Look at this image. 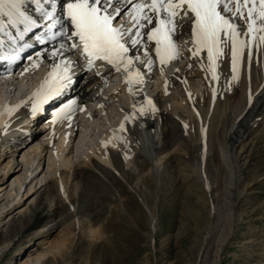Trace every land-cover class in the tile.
Wrapping results in <instances>:
<instances>
[{"label": "bare ground", "instance_id": "bare-ground-1", "mask_svg": "<svg viewBox=\"0 0 264 264\" xmlns=\"http://www.w3.org/2000/svg\"><path fill=\"white\" fill-rule=\"evenodd\" d=\"M47 1L48 6L50 0ZM64 4H66V0H59L56 15L61 18V26L66 27L70 32V24L63 15ZM22 10L34 16L39 14L35 4L30 0H25ZM117 19L121 21L120 17ZM4 20L7 23L6 18ZM125 25L132 27L131 23ZM147 30V28L144 30L145 33ZM178 33H182V37L179 39L180 58L163 66V72H161L162 66L155 57L154 44L148 45L153 58V67L150 72L144 63L147 57L144 56L143 47L130 48L131 52L139 57L137 59L139 63L143 64L147 76L146 85L152 83L151 86H154V89L144 96L142 89H137L135 97L129 96L125 92L124 85L115 78L114 71L110 68L102 70V66H98L92 71L84 72L86 61L77 49L64 50L55 58L50 55L53 49H59L61 43L65 44L66 49L72 43H77L76 38L69 40L63 37L60 41L42 45L35 55H30V61L25 69H21L13 75L7 71L3 76H0V93L2 84L10 80L18 82L17 93H20L13 101H9L1 96L2 93L0 94V124L10 118L19 101L30 95L32 87L36 85L42 74L51 71L53 66L61 61H70L68 65L71 69L70 72L76 73L72 79L71 88L67 93L59 97L55 96L56 98L54 97V100L48 103V105L51 104L48 108L50 109L49 121L43 123L49 130V136L45 141L37 140L31 145L27 160L33 163L36 158L52 148L55 157L52 156L51 165L62 167L64 170L56 172L53 180L45 184V187L43 186L42 192L35 191L30 195L36 194V197L39 196V198L43 195L50 196L52 194L51 187L55 185L60 186V192L68 200L67 178H70L71 174L77 176L81 169H86L89 166L105 172L113 185H118L119 182L110 169H114L124 177V165L128 168L132 167V169L135 167L138 177L144 173V169L147 170V167L152 174L159 175L162 165H164L161 156L165 152L168 154L171 146L178 142L174 138L175 122L181 123L186 134V136L184 135L186 143L183 146H187L191 139L194 143L191 145V148L194 147L195 153L193 166L191 165L195 171L194 177L197 174L207 195H201L202 197L199 199L202 204L201 210H205L202 211L203 213L198 212L195 218L197 229L200 230L205 224L208 229L205 243L204 241L200 243L201 247L198 252H201V248H205L209 240H212V251L207 252L202 264H220V256L239 227L238 207L250 185L244 183L239 164L246 146L243 138L250 134L255 125L262 124L264 121V45H261L259 49L255 46L252 47L250 60L248 59V48H245L241 59V70L238 68L240 71L239 80H233L230 46L225 48L224 55L217 61L216 72L219 80L216 81L212 79L211 72L208 70L206 53H201L200 57H192L184 47V41L189 38L187 22H184L182 29H178ZM188 47L191 45L189 44ZM35 64H38V67L34 66ZM36 70L40 71V76L37 81L30 82L28 75L37 76L34 74ZM79 77L82 78L79 79ZM81 80L83 81L81 82ZM122 93L127 98L126 105L117 103L122 102L120 98ZM149 100L152 101L151 105L148 104ZM27 103L13 116L10 125L0 126V171H3V175L8 169L15 167V155L16 152H20L24 148L22 144L34 138L33 133L27 130L33 128L31 123L34 118L35 121L37 120V115L41 111L38 110L35 114L29 110L28 105L32 103L31 99ZM8 105L10 107L3 112V107ZM112 107H119L120 118L115 124L111 122L105 124L106 128L100 132L99 136L92 137L88 126L86 128L83 125L82 130L76 126L78 122L82 121L83 123L87 120L93 128L97 125L96 123L101 125L102 122H99V119L106 113H111ZM8 109L13 111L9 113ZM140 109H143V112ZM99 115L102 116L98 118ZM112 122L114 123V121ZM121 125L124 126L123 130H121ZM15 126L16 130L22 129L25 134L18 137L7 134ZM72 127L74 134H71L70 137L69 129ZM195 129L198 136L195 135ZM79 133L84 135L81 142L86 144V149H83L82 160L76 166L72 156L73 146L70 143L74 142ZM213 139L218 147L217 160L213 158L212 154L215 151ZM185 151L186 149L184 154ZM11 153L14 156H11ZM211 165H218V167L211 169ZM67 169L69 171H66ZM261 175L264 173L255 172L254 179ZM214 189H216V193L212 195ZM9 196L12 197L11 200L6 199L5 203L0 204V213L5 212V218H11L12 213L7 210L12 204L15 209L20 204L17 191ZM36 197L33 201L37 200ZM55 216L53 215V217ZM56 225L58 226L59 223L54 226L56 227ZM10 229L11 224L4 230L5 235L10 232Z\"/></svg>", "mask_w": 264, "mask_h": 264}, {"label": "rangeland", "instance_id": "rangeland-1", "mask_svg": "<svg viewBox=\"0 0 264 264\" xmlns=\"http://www.w3.org/2000/svg\"><path fill=\"white\" fill-rule=\"evenodd\" d=\"M241 62L238 68L242 66ZM36 72L37 76L28 75L30 82L40 76V71ZM239 73L238 69L237 75ZM14 81H7L1 87V96L9 101L20 95L17 93L18 82ZM151 85L147 84L148 94L154 89ZM120 98L122 102H117L120 105L128 103L123 93ZM117 108L112 107L111 113L98 116H102L99 119L101 125L96 123L93 128L87 120L76 126L81 130L83 125L88 126L92 137L99 136L109 122L115 124L120 118L121 112ZM49 113L50 110L45 114L40 112L36 123L32 121L33 128L29 132L34 138L25 141L24 148L16 152L15 167L8 169L5 175L0 171V204L6 199L11 200L9 195L14 191L20 199L19 207L15 209L12 204L7 210L12 213L11 218H5V212L0 213V264H202L207 252L213 248V241L209 240L198 252L208 229L206 224L197 229L195 218L198 212L205 210H201V195H207L197 174L194 177L195 153L194 147L191 148L194 143L191 139L183 146L186 134L181 123L175 122L174 138L178 142L171 146L168 154L165 152L161 156L164 165L159 175L152 174L147 167L138 177L135 167L124 165V177L110 169L119 182L113 185L105 172L89 166L81 169L77 176L71 174L67 178L68 200L60 192V186L55 185L51 187L50 196L39 198L30 194L42 192L55 173L64 170L51 165L50 160L55 157L52 148L33 163L27 161L31 145L37 140L45 141L49 136L43 123L49 121ZM73 130V127L69 129L70 137ZM195 135L198 136L196 129ZM82 136L79 133L70 143L76 166L86 149V144L81 142ZM243 140L246 146L239 164L244 183L250 185L238 207L239 227L220 256V264H264V175L254 179L255 172L264 173V121L255 125ZM212 141L213 158L217 160V143L215 139ZM217 167L211 165V169ZM215 193L216 189L212 195ZM35 197L37 200L33 201ZM57 223L59 225L55 227ZM9 224L10 232L5 235L4 230Z\"/></svg>", "mask_w": 264, "mask_h": 264}, {"label": "snow or ice", "instance_id": "snow-or-ice-1", "mask_svg": "<svg viewBox=\"0 0 264 264\" xmlns=\"http://www.w3.org/2000/svg\"><path fill=\"white\" fill-rule=\"evenodd\" d=\"M24 3L25 0H0V31L8 25L15 27L17 23H24V31H29L35 21L25 15L22 10ZM64 11L71 31L61 27L59 35L69 40L77 38L79 43H72L67 49L61 43L59 49H53L50 55L55 58L64 50L79 48L89 70L96 61H103L116 72H122L130 93L133 84L144 83L143 74L133 67L134 57L129 55L130 48L143 47L147 57L144 63L150 72L153 58L148 45L154 44L155 57L163 72V66L180 58L182 33H178V29L184 27V22L188 23L189 30L184 47L192 57L206 53L208 70L216 81L219 80L217 61L224 55L225 48L230 46L233 80H236L238 76L235 73L245 48H248L250 60L252 46L259 49L264 45V0H66ZM122 13L130 17L132 27H126L117 19ZM45 16L52 21L49 29H55L59 23L55 11L46 12ZM55 37L54 33L51 38ZM69 63L64 60L53 66L40 91L35 94L42 96L40 103L58 93L65 82L71 80ZM34 66L38 67V64ZM148 104L151 105L152 101L149 100ZM38 106L33 104V112L38 110ZM123 127L121 125V130Z\"/></svg>", "mask_w": 264, "mask_h": 264}]
</instances>
